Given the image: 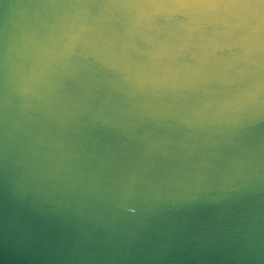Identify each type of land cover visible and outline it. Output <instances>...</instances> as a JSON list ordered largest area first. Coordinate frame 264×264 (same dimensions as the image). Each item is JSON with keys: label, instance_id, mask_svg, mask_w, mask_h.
<instances>
[{"label": "water", "instance_id": "obj_1", "mask_svg": "<svg viewBox=\"0 0 264 264\" xmlns=\"http://www.w3.org/2000/svg\"><path fill=\"white\" fill-rule=\"evenodd\" d=\"M0 264H264V0H0Z\"/></svg>", "mask_w": 264, "mask_h": 264}]
</instances>
